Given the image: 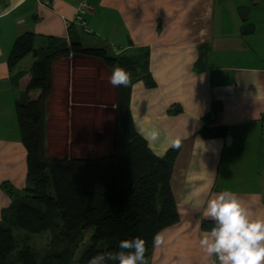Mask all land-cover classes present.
Instances as JSON below:
<instances>
[{
  "label": "crops",
  "instance_id": "crops-1",
  "mask_svg": "<svg viewBox=\"0 0 264 264\" xmlns=\"http://www.w3.org/2000/svg\"><path fill=\"white\" fill-rule=\"evenodd\" d=\"M81 1L0 0V216L10 204L1 185L22 190L26 184L15 105L40 95L26 91L36 57L26 56L13 70L7 66L14 41L31 33L38 50L51 39L103 48L110 56L147 51L154 86L143 78L129 85L134 127L157 157L171 148L166 133L180 138L181 150L170 180L178 221L160 231L164 243L146 264H211L198 244L208 221L198 202L227 189L264 215V0H85L90 33L73 24ZM110 75L92 57L69 55L53 63L47 157L113 154L117 87ZM207 125L225 127L231 145L226 136L204 138ZM153 128L161 130L158 141L145 138Z\"/></svg>",
  "mask_w": 264,
  "mask_h": 264
},
{
  "label": "trees",
  "instance_id": "trees-1",
  "mask_svg": "<svg viewBox=\"0 0 264 264\" xmlns=\"http://www.w3.org/2000/svg\"><path fill=\"white\" fill-rule=\"evenodd\" d=\"M35 39L31 33L18 37L7 59L9 70H13L26 56L36 57L26 91L40 90V95L15 105L27 174L22 190L8 183L1 185L10 204L0 216V264H87L97 252L116 250L120 240L135 236L145 239V258L149 257L153 236L178 221L170 180L181 146L169 148L163 157L152 153L134 127L130 87H117L112 155L55 159L45 151V105L52 91L55 61L69 55L96 58L111 70L114 65L128 70L131 82L143 78L154 86L148 75L147 51L118 57L103 48H84L75 41L66 46L51 39L47 48L38 50ZM201 135L227 136V129L207 125ZM211 226L210 220L202 223L204 230ZM90 230L91 237L75 263V250ZM16 231L24 233L20 242ZM45 232H50L51 243L39 255L28 242L30 236Z\"/></svg>",
  "mask_w": 264,
  "mask_h": 264
},
{
  "label": "clouds",
  "instance_id": "clouds-1",
  "mask_svg": "<svg viewBox=\"0 0 264 264\" xmlns=\"http://www.w3.org/2000/svg\"><path fill=\"white\" fill-rule=\"evenodd\" d=\"M113 87H128L131 73L114 65L109 77ZM115 107V106H114ZM141 134L144 135L143 130ZM169 137L172 148H179V137ZM161 130L151 129L145 136L150 141H158ZM195 207L203 208V216L212 222L210 229L201 233L198 244L211 264H264V215L253 212L249 203L235 192L222 190L212 193ZM164 243V236L157 232L152 238V247ZM146 241L140 236L122 239L116 250H104L92 255L87 264H146Z\"/></svg>",
  "mask_w": 264,
  "mask_h": 264
},
{
  "label": "rangeland",
  "instance_id": "rangeland-1",
  "mask_svg": "<svg viewBox=\"0 0 264 264\" xmlns=\"http://www.w3.org/2000/svg\"><path fill=\"white\" fill-rule=\"evenodd\" d=\"M92 37L93 36H91V35H87V36H85V39L86 40H90V38H92ZM25 60H27V59H25ZM15 233H16V237H18V241L20 242L22 240L21 237H23L24 233L23 232H19V231H16ZM91 233H92V230H90V231L85 233L83 242L75 250V253H74L75 263H76V260H78L83 247L88 243V241H89V239L91 237ZM28 243H29V246H30L31 249H33L34 251L38 252L39 255H43L44 252L49 248V245L51 243V234H50V232H45V233H42L40 235H32V236H30V239H29ZM100 244L104 245L105 242H102Z\"/></svg>",
  "mask_w": 264,
  "mask_h": 264
},
{
  "label": "built area",
  "instance_id": "built-area-1",
  "mask_svg": "<svg viewBox=\"0 0 264 264\" xmlns=\"http://www.w3.org/2000/svg\"><path fill=\"white\" fill-rule=\"evenodd\" d=\"M90 9L89 4L83 0L79 3V6L76 10L73 23L79 25L86 31L87 33H90V30L87 27L86 21L84 20L85 13Z\"/></svg>",
  "mask_w": 264,
  "mask_h": 264
},
{
  "label": "water",
  "instance_id": "water-1",
  "mask_svg": "<svg viewBox=\"0 0 264 264\" xmlns=\"http://www.w3.org/2000/svg\"><path fill=\"white\" fill-rule=\"evenodd\" d=\"M233 141V136H231L230 134H228L226 136V146L229 147V145H231V142Z\"/></svg>",
  "mask_w": 264,
  "mask_h": 264
}]
</instances>
